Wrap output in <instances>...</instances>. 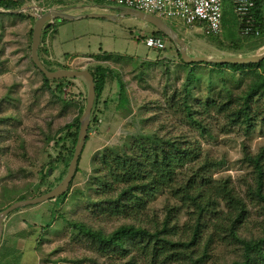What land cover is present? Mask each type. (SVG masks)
<instances>
[{
	"label": "rangeland",
	"instance_id": "rangeland-1",
	"mask_svg": "<svg viewBox=\"0 0 264 264\" xmlns=\"http://www.w3.org/2000/svg\"><path fill=\"white\" fill-rule=\"evenodd\" d=\"M21 7V14L6 12L0 7V209L16 200L40 195L49 183L58 184L63 165L56 161L51 167V161L71 146L62 127L83 112L86 103L87 88L82 78H67L60 88L55 81L45 85L41 73L33 66L30 58V29L36 17L33 11L42 7L43 11L55 9L71 16L94 13L119 16L117 5L99 0H22ZM162 20L185 40L189 56L242 54L264 43L261 35L240 34L239 19L230 0L222 4V29L216 35L175 19ZM51 28L55 34L51 31L42 35V40L48 44L57 39L61 57L65 52L62 61L79 57L69 63L70 69L87 67L94 62L85 57L107 51L110 57L104 63L125 83L129 103L117 107L116 80L106 84L93 110L96 122L85 142L69 195L56 207L48 200L13 210L17 213L10 217L8 232L16 233L6 235L1 243L10 244L11 251H18L22 257H12L13 253L8 251L1 255L0 264H111L117 261L118 256L100 255L68 221H85L106 231L118 224V217L101 214L93 207L91 200L98 195L88 190L86 184L93 158L106 147L121 146L136 132L158 130L195 143L202 154L219 160V165L211 171L212 177H229L234 190L246 197L248 185L254 182V173L244 158V151L253 155L264 153L262 98L254 109L260 117L248 132L242 125L228 122L222 113L203 111L202 106L210 97L221 100L233 94L236 98L259 71L232 72L204 63L194 66L197 78L191 85L189 107L204 125L202 129L191 123L180 107L187 71L180 64L177 46L167 37H162L165 48L159 51L146 47L143 42L149 32L155 31L152 24L134 16L118 17V20L86 16L55 23ZM48 168L52 171L45 176ZM166 200L165 195L158 194L147 213L162 217ZM179 216L182 222L185 215L182 212ZM247 218L252 232H259L261 223L264 224V212L257 204H249ZM225 247L230 248L218 245L213 251L214 257H228L230 253Z\"/></svg>",
	"mask_w": 264,
	"mask_h": 264
},
{
	"label": "trees",
	"instance_id": "trees-1",
	"mask_svg": "<svg viewBox=\"0 0 264 264\" xmlns=\"http://www.w3.org/2000/svg\"><path fill=\"white\" fill-rule=\"evenodd\" d=\"M252 1L254 5L251 15L255 27L260 32L259 35L263 38L264 0ZM230 2L233 6V0ZM21 5L22 0H0V7L10 13H20ZM62 21L65 20L60 22ZM242 26L243 22L239 20V30ZM50 30L51 26L43 29L37 52L45 67L54 70L58 67H52L40 56L43 51L41 48L42 35H46ZM31 34L32 28L30 29ZM154 35L166 37L158 30H155ZM263 45L264 43L254 48ZM177 56L180 64L187 71L186 80L182 84L184 95L182 96L183 104L180 107L191 123L204 129L201 120L189 107L192 96L191 85L197 78L194 66L199 63L210 65L213 68H226L232 72L250 69L259 71L247 89L236 98H233V94H228L221 100L210 97L203 103L202 109L222 113L228 122L242 125L248 132L254 127L257 117H260L254 109H257L255 106L262 98L261 121L264 122V59L257 63L246 64L188 63L182 60L178 50ZM109 57V53L95 55L99 61H108ZM33 66L38 70L34 64ZM86 68L93 75L95 83V100L87 140L90 129L96 122L93 110L106 84L116 80L117 107L128 105L129 97L125 83L110 66L104 62H95ZM41 75L45 85L49 81H55L59 83V86L65 80L48 79L42 73ZM104 104L106 108V101ZM81 114L82 112L72 122L62 127L61 131H66L65 136L70 138L71 146L66 149L65 153L59 154L55 160L51 161V167H54L56 161L63 165L58 183L65 176L73 156ZM244 158L252 165L254 173V182L248 185L246 197L234 190L229 177L217 179L212 177L211 171L219 165V160L202 154L200 147L195 143L188 142L177 135L161 133L158 130L147 133L136 132L130 135L121 146L106 147L93 158L92 171L86 184L88 190L98 195L91 200L93 207L99 209L101 214L118 217L120 219L118 224L106 231L85 221L68 222L74 231H78L89 240L90 244L94 245L100 255L118 256L117 261L111 264H263L264 224L261 223L259 232L253 233L248 227L247 215L249 204H257L264 212V153L253 155L245 150ZM79 161L80 157L75 173L78 171ZM48 170L49 168L45 170V176L49 174ZM71 182L65 193L52 200L55 207L69 195ZM55 185L49 183L43 193ZM158 194L167 197L163 216H150L147 211L150 203ZM14 211L8 213L6 217ZM182 212L185 218L181 222L179 215ZM245 228L250 231L247 232ZM218 245L230 246L228 249L225 247L230 255L228 257L222 255L221 258L214 257L213 251ZM11 252L12 257L21 255L16 250ZM1 255L3 253H0V257Z\"/></svg>",
	"mask_w": 264,
	"mask_h": 264
},
{
	"label": "water",
	"instance_id": "water-1",
	"mask_svg": "<svg viewBox=\"0 0 264 264\" xmlns=\"http://www.w3.org/2000/svg\"><path fill=\"white\" fill-rule=\"evenodd\" d=\"M119 16H134L138 17L150 24H152L156 30L164 34L170 41H172L178 48L181 58L184 62H216V63H257L264 59V45L248 51L242 54H227L222 56H189L187 53L186 42L181 38L166 22H164L160 17L147 14L142 11L132 10L129 8L118 6ZM100 17L109 20H118V17L113 14H87L83 16H71L61 11L55 9H47L45 11H40L36 14L35 21L32 27L31 34V45H30V58L33 64L38 68V70L48 79H67V78H77L80 77L84 80L87 88V96L85 108L79 117V131L77 136V143L74 148L73 156L69 162L67 172L62 180L52 187L50 190L34 196L32 198L16 200L5 208L0 210V240L2 238V220L11 211L26 205L39 204L48 200H54L55 198L61 196L65 193L69 187V184L75 174L77 163L81 153L83 151L85 140L87 136V131L90 123L91 111L95 100V83L91 72L86 68L80 69H70V68H57L54 70L47 69L42 63L38 56V47L41 41V33L43 29L52 26L55 21L61 20H75L81 17ZM52 171L49 168L48 173Z\"/></svg>",
	"mask_w": 264,
	"mask_h": 264
},
{
	"label": "built area",
	"instance_id": "built-area-1",
	"mask_svg": "<svg viewBox=\"0 0 264 264\" xmlns=\"http://www.w3.org/2000/svg\"><path fill=\"white\" fill-rule=\"evenodd\" d=\"M89 1V0H81ZM111 2L117 6L142 11L165 19H175L190 27L202 28L203 32L219 34L222 29L223 0H99ZM252 0H233V9L243 26L242 36H258L251 15ZM143 42L152 50H163L165 41L161 36L149 34Z\"/></svg>",
	"mask_w": 264,
	"mask_h": 264
},
{
	"label": "crops",
	"instance_id": "crops-1",
	"mask_svg": "<svg viewBox=\"0 0 264 264\" xmlns=\"http://www.w3.org/2000/svg\"><path fill=\"white\" fill-rule=\"evenodd\" d=\"M44 9L42 8V7H40V8H38V9H36L35 11H33V14L34 15H36L38 12H40V11H43ZM129 16V15H128ZM60 22V21H59ZM58 21L57 22H55V23H59ZM54 23V24H55ZM53 24V25H54ZM52 27V26H51ZM154 30H156L155 28H154ZM51 31H53V35L55 34V30L53 29V28H51V30L50 31H48L47 32V34L49 33V32H51ZM155 33V31L153 32L152 31V33H150L149 32V34H154ZM52 35V36H53ZM45 37V36H44ZM45 44V45H44ZM41 48L43 49V51L41 52V59L43 58V60L44 61H46V62H48L52 67H58V68H60V67H62V66H66V67H68L69 66V63L72 61V60H74V59H76V58H79L78 57V55L77 56H72V57H68V58H66V60L63 62L62 61V57L65 55V52H63V56L61 57V54H59V51L58 50H61L60 48H59V46H58V41H57V39H54V40H52V41H49V43L47 44V42L45 43L43 40H42V44H41ZM62 52V51H61ZM100 53H108L107 51H103V52H100ZM100 53H98V54H100ZM95 55H97V54H94V55H89V57H85V58H87V59H89V60H92L94 63L95 62H106V61H99V60H97L96 58H95ZM65 57V56H64ZM84 58V57H83ZM71 59V60H70ZM90 64H92V63H90ZM90 64H88V65H90ZM87 65V66H88ZM69 68V67H68ZM15 213H17V212H13L12 214H10L7 218H5L3 221V232H2V238H1V240H0V253H3V255L4 254H6V252L7 251H9L10 249H11V246H10V244H2L1 242H3L4 241V239H5V236L6 235H10V234H12V233H16V232H8V227L10 226V222L12 221V219L10 218V217H13V215H15ZM20 213V212H19ZM21 229H23V228H21ZM16 231V230H15ZM6 251V252H5ZM11 251V250H10ZM21 257H22V254H21ZM20 264V263H19Z\"/></svg>",
	"mask_w": 264,
	"mask_h": 264
},
{
	"label": "flooded vegetation",
	"instance_id": "flooded-vegetation-1",
	"mask_svg": "<svg viewBox=\"0 0 264 264\" xmlns=\"http://www.w3.org/2000/svg\"><path fill=\"white\" fill-rule=\"evenodd\" d=\"M56 22V21H55Z\"/></svg>",
	"mask_w": 264,
	"mask_h": 264
}]
</instances>
